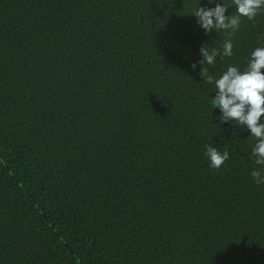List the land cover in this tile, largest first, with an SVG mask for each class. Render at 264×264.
<instances>
[{
    "label": "trees",
    "instance_id": "trees-1",
    "mask_svg": "<svg viewBox=\"0 0 264 264\" xmlns=\"http://www.w3.org/2000/svg\"><path fill=\"white\" fill-rule=\"evenodd\" d=\"M198 6L215 4L0 0V264H264L256 141L199 75L244 69L264 9L229 36Z\"/></svg>",
    "mask_w": 264,
    "mask_h": 264
},
{
    "label": "clouds",
    "instance_id": "clouds-1",
    "mask_svg": "<svg viewBox=\"0 0 264 264\" xmlns=\"http://www.w3.org/2000/svg\"><path fill=\"white\" fill-rule=\"evenodd\" d=\"M214 7L198 6L194 14L198 26L205 34L216 30H223L231 35L239 29L241 19L246 17L254 20L261 9H264V0H233L235 13L225 15L229 7L222 0H208ZM200 5V3H199ZM202 60L200 63L213 65L218 56L231 57L233 55L232 40L226 39L219 48L204 44L200 47ZM197 67L196 63L192 68ZM264 46L255 48L248 58L244 69L229 65L219 78L208 74L206 69L200 71L202 79L214 84L215 95L210 97L212 109H219L221 124L234 122L232 127L250 132V137L256 143L252 148L254 163L258 166L253 169L251 176L257 185L264 184ZM229 152H220L212 145L206 146L205 156L211 168H220L229 159Z\"/></svg>",
    "mask_w": 264,
    "mask_h": 264
}]
</instances>
